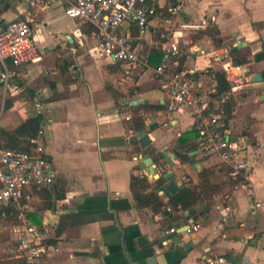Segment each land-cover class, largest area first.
<instances>
[{
  "label": "crops",
  "instance_id": "crops-1",
  "mask_svg": "<svg viewBox=\"0 0 264 264\" xmlns=\"http://www.w3.org/2000/svg\"><path fill=\"white\" fill-rule=\"evenodd\" d=\"M152 1L158 16L150 21L151 30L167 31L171 42L180 46L179 66L188 73L198 97L209 105V113L221 110L219 101L212 97L216 93L213 73L240 67L235 73H240L247 85L233 92L234 110L221 111L224 128L231 137L248 138L245 159L251 167V179H234L231 167L201 151L197 139L196 148L181 151L174 169L158 156L163 151L178 150L175 142L179 137L198 131L193 110L169 113L166 107L159 112H140L152 143L146 149L132 143L131 137L139 132L132 125L135 107L158 103L166 106L168 102V92L156 77L155 66L141 68L99 61L95 56L96 29L84 31L88 24L67 17L65 5L44 9L20 0H3L0 22H29L41 56L39 61L17 69L13 86L20 90L8 98L12 100L7 106L10 111L1 120V129L19 127L38 115L36 103L44 105L41 115L47 128L46 149L57 172L56 184L64 193L62 199L53 196V206L44 208L43 203H48L40 195L44 188L29 189V200H25L27 223L38 228L40 241L47 244L55 238L61 217L73 216L54 245L57 251L46 255L40 264H207V256L223 258L225 264H264V89H255L250 81L255 73L264 77V0ZM177 2L182 8L172 14L171 6ZM211 26L219 32L220 46L215 38L199 35ZM120 32L137 38L136 29L129 23L123 24ZM150 37L136 41L149 61L153 52ZM239 43L247 45L232 52ZM80 48L89 52V68L82 78L77 74L82 72ZM243 59L247 60L245 64ZM68 63L72 64L65 77L61 67ZM134 68H139L134 76L136 87L126 91L124 74ZM108 69L111 76L105 75ZM123 71L122 82H116ZM72 73L77 75L73 77ZM69 78L76 81L66 84ZM113 92L130 97L128 103L118 105ZM150 95L152 101L146 98ZM140 100L147 102L132 105ZM149 148L156 151L155 155L146 152ZM145 154L174 171L177 182L186 187L199 186L200 174L205 171L210 181L220 186L219 194L203 201L209 210L195 221L200 225L198 231H193L191 225L189 232L161 241L171 230L188 222L183 216L185 211L180 212L183 219L170 229L162 213L141 204L144 196H134L133 179L146 177L152 186L145 193L156 192L165 203L169 202L159 193L154 174L141 168V156ZM183 155H187V162H183ZM190 159L199 163L200 172L188 165ZM226 197L232 199L233 212L228 216L217 209ZM255 201L263 206L256 208ZM167 210L172 211L170 207ZM0 219L6 222V226H0V262L25 264L23 259L15 261L19 239L17 246L13 243L15 233L23 231V224L3 216Z\"/></svg>",
  "mask_w": 264,
  "mask_h": 264
},
{
  "label": "built area",
  "instance_id": "built-area-1",
  "mask_svg": "<svg viewBox=\"0 0 264 264\" xmlns=\"http://www.w3.org/2000/svg\"><path fill=\"white\" fill-rule=\"evenodd\" d=\"M3 1V0H2ZM28 5H42L50 9L65 5V15L80 23L92 25L96 29L95 56L99 61L121 63L141 68L150 67L149 56L136 41L140 42L150 35L151 51L161 52L162 62L154 68L156 77L164 84L168 92L167 111L169 113L193 110L194 120L200 137V149L206 155L217 156L232 169V177L241 182L251 179V167L245 159L248 138H232L224 128V117L220 112L209 113L201 100L188 73L179 66L178 57L181 48L171 42L167 31H152L150 21L158 16V10L152 0H20ZM182 3L171 6V13L177 14ZM129 23L136 29L135 39L131 34L121 33L123 24ZM190 54V50L186 52ZM40 51L33 38V29L29 22L16 20L0 22V212L5 218L15 210V219L24 226L18 241V251L25 264H40L42 259L57 251V247L42 243L38 228L27 223L26 205L31 188L51 189L57 181V172L46 149V123L43 122L35 137L29 139L31 150L20 151L2 146L1 120L8 98L14 97L20 89L13 86V79L18 76L17 69L40 60ZM236 69L240 70V67ZM231 93L223 95L219 105L226 103L230 95L238 88L247 85V81L233 68H226ZM37 116L44 110L42 103L35 104ZM232 199L226 197L217 209L226 215L233 212ZM263 204L255 201V207ZM193 231L200 225L194 223ZM173 231V230H171ZM207 264H225L223 258L206 257ZM242 264H255L244 261Z\"/></svg>",
  "mask_w": 264,
  "mask_h": 264
},
{
  "label": "trees",
  "instance_id": "trees-1",
  "mask_svg": "<svg viewBox=\"0 0 264 264\" xmlns=\"http://www.w3.org/2000/svg\"><path fill=\"white\" fill-rule=\"evenodd\" d=\"M168 15V14H167ZM216 29L214 27H208L206 30L200 32L199 35L202 36H208L211 38H215V42L217 43V46H220V38L218 37L219 32L215 31ZM84 31H95V28L87 25L84 27ZM163 55L160 52L153 51L150 56V66H157L162 62ZM247 62L246 59L242 60V63L245 64ZM182 63V61H181ZM72 63H68L66 66L61 67V71L63 76L68 75L69 67ZM234 64L238 66V61H235ZM213 76L216 81V93L212 95L213 100L219 101L220 98L225 94L231 93V86L227 79V74L225 71H218L213 73ZM113 95L115 96V100L118 105H123L125 103H128V99L125 95L119 94L118 92H113ZM236 104L234 101V98L232 94L230 95L229 99L226 101V103L221 105V110L224 111H233ZM166 109V106L163 104H156V105H149V104H143L135 107V110L137 114L132 119V125L135 131H141L145 129L146 124L144 121L143 115H140V112L143 113H151V112H159L164 111ZM220 110V111H221ZM219 112V111H217ZM216 112V113H217ZM222 113V111H221ZM206 115H209V112H206ZM44 122V118L42 115L34 116L26 120L22 125H20L17 128L7 130L2 129L1 130V136H2V146L4 148H10L20 151H30L31 145L29 143V139L32 137H35V135L38 133L39 129L42 126V123ZM248 136V135H247ZM200 132L193 131L190 133H185L181 137H179L176 142L175 146L178 148V150L181 151H187L194 149L198 146V142H194V139H199ZM249 135V139H250ZM147 153H151V155H155L156 151L153 148H149ZM158 156H162V154H158ZM183 162H187V155L182 156ZM210 174L208 171H205L200 174L201 178V184L199 186H190L186 187L185 190L181 191L179 194L174 196L169 200L168 203H165L156 192H151L146 194L145 192L151 188V184L148 181L146 177L142 178H135L132 181L131 189L133 191V194L135 197H143L144 200L141 203L142 205L148 204L151 205L155 213H162L167 221L169 222V228H173L174 225L183 219L182 216L179 215L180 212L187 211L194 206L198 204L199 201H204L207 198H212L216 194H219L221 192V188L218 185L213 184L210 181ZM163 179H159L155 182V185L157 188H159L163 184ZM37 189V188H36ZM40 195L42 196V199H47L48 203H43L44 208H51L53 206V196L57 199L64 198V193L61 185L56 184L51 189L44 188L41 190ZM23 204H26V201L23 199ZM173 206L171 209L172 211H168L167 207ZM0 218H2V213L0 212ZM7 220H13L15 219V210L11 209L6 217ZM73 216L70 214H66L60 219V223L58 228L56 229V236L55 238L48 240L47 244L49 245H56L58 242V239L63 234L65 227L64 225L69 222L70 219H72ZM24 261V260H23Z\"/></svg>",
  "mask_w": 264,
  "mask_h": 264
},
{
  "label": "water",
  "instance_id": "water-1",
  "mask_svg": "<svg viewBox=\"0 0 264 264\" xmlns=\"http://www.w3.org/2000/svg\"><path fill=\"white\" fill-rule=\"evenodd\" d=\"M0 2H2V0H0ZM246 45H247L246 43H239L237 46L232 47V52L237 53L240 49H242ZM249 61H251V59H249ZM250 81L255 89H264V77L261 73H255L251 75ZM146 102L147 101H143V100L135 101L132 102V105H138ZM130 141L132 143H139L142 149H146L152 143L147 129L135 133L131 137ZM161 154L165 159V161L167 162L170 169H174L176 167V161L182 155V153L177 149H174L171 152L163 151ZM189 155L192 156L193 153H190ZM141 160L142 161L140 166L143 170L149 169V171L152 174H154L156 179L158 180L163 179L164 182L158 188V191L160 194L164 195L168 200L179 194L181 191L185 190L186 185L179 184L176 180L174 171L165 169V167L163 166V164L159 159L152 157L150 154H145L141 156ZM188 165L196 172L201 171L199 167V163H197L193 159H190L188 161ZM172 207L173 206H170V208ZM208 210H209L208 208H205L203 201H199L198 206L193 207L183 213V216L187 219L188 222L187 225L181 227L178 230L172 231L171 233L168 234V236H164L163 239H161V241L168 240L170 237L177 238L180 234L189 232L191 225L195 223V221L198 219L200 214H202L203 211H208Z\"/></svg>",
  "mask_w": 264,
  "mask_h": 264
},
{
  "label": "rangeland",
  "instance_id": "rangeland-1",
  "mask_svg": "<svg viewBox=\"0 0 264 264\" xmlns=\"http://www.w3.org/2000/svg\"><path fill=\"white\" fill-rule=\"evenodd\" d=\"M79 56L82 57L81 58L82 62H80V63H82L81 66H80L82 72H80V73L78 72L77 74H79V78H82V76H84L85 70L89 68V52H88V50L87 49L83 50L82 48H80L79 49ZM127 69H129V68H127ZM109 70L110 69H108L106 71V74H105L106 76H109V75L111 76L112 75V72H109ZM138 70H139V68L131 69V70H129L130 73H128V74L127 73L124 74V71L121 72V74L116 77V82H122V80L120 78H121V75L124 74V76L126 77V81H124L123 83L125 84L126 91H130V90L134 89V87H136V85H135L136 81L134 79L135 78L134 76H135V74H137L139 72ZM77 74L72 73L71 75H73V77H75ZM236 74H240V73H236ZM127 77H131V78L128 79ZM73 81H76V80L74 78L73 79L69 78L67 81L65 80V83L69 84V83H71ZM146 98L149 99L150 101H152V99H153V97L151 95L150 96H146ZM128 99H130V97H128ZM9 101L11 102L12 100L8 99L6 101L5 112H4V115H3L2 119L7 117V115H8L7 113H9V111H10V110L7 111L8 110L7 106H8V102ZM5 127L8 128V125L7 126L5 125ZM10 127L13 128L14 126H10ZM49 131H50V128L48 127V134H49ZM3 225L6 226V222L4 220L0 219V226H3ZM20 236H21L20 231H17V234L15 233V238L13 240V243H14L15 246H17V240L20 238ZM14 256H15V261H21L23 259L22 255L20 254V252L18 250H16ZM6 261L7 260H2L0 262V264H7Z\"/></svg>",
  "mask_w": 264,
  "mask_h": 264
}]
</instances>
